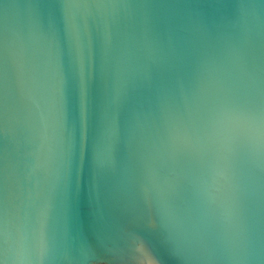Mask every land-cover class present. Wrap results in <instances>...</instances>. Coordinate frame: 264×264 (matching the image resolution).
Masks as SVG:
<instances>
[{
  "label": "water",
  "instance_id": "obj_1",
  "mask_svg": "<svg viewBox=\"0 0 264 264\" xmlns=\"http://www.w3.org/2000/svg\"><path fill=\"white\" fill-rule=\"evenodd\" d=\"M143 261L264 264V0H0V264Z\"/></svg>",
  "mask_w": 264,
  "mask_h": 264
},
{
  "label": "snow or ice",
  "instance_id": "obj_2",
  "mask_svg": "<svg viewBox=\"0 0 264 264\" xmlns=\"http://www.w3.org/2000/svg\"><path fill=\"white\" fill-rule=\"evenodd\" d=\"M141 251H143V249H140ZM142 264H144V261L142 262Z\"/></svg>",
  "mask_w": 264,
  "mask_h": 264
}]
</instances>
